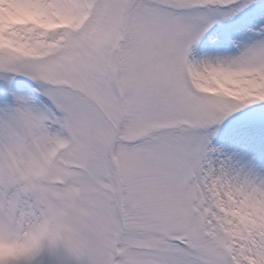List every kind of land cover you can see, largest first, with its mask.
<instances>
[{
    "label": "snow or ice",
    "instance_id": "snow-or-ice-1",
    "mask_svg": "<svg viewBox=\"0 0 264 264\" xmlns=\"http://www.w3.org/2000/svg\"><path fill=\"white\" fill-rule=\"evenodd\" d=\"M0 264H264V0H0Z\"/></svg>",
    "mask_w": 264,
    "mask_h": 264
}]
</instances>
